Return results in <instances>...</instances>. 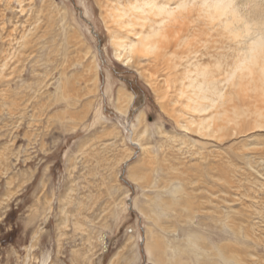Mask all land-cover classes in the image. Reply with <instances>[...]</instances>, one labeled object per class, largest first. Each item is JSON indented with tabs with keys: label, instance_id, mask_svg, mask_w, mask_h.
Masks as SVG:
<instances>
[{
	"label": "rangeland",
	"instance_id": "1",
	"mask_svg": "<svg viewBox=\"0 0 264 264\" xmlns=\"http://www.w3.org/2000/svg\"><path fill=\"white\" fill-rule=\"evenodd\" d=\"M120 1L0 0V264H264V130L186 131L183 65L114 58Z\"/></svg>",
	"mask_w": 264,
	"mask_h": 264
},
{
	"label": "bare ground",
	"instance_id": "2",
	"mask_svg": "<svg viewBox=\"0 0 264 264\" xmlns=\"http://www.w3.org/2000/svg\"><path fill=\"white\" fill-rule=\"evenodd\" d=\"M127 4L117 2L110 12L117 28L111 36L114 58L123 66L149 58L166 59L173 68L183 65L175 75L178 97L184 100L181 107L191 115L187 127L183 126L186 131L222 138L247 117L253 118L254 128L264 130V0H179L173 6L165 1L135 0ZM211 33L235 42L231 64L222 58H214L212 66L195 60L201 38ZM248 94L251 110L232 105ZM258 103L263 107L258 108ZM173 188L175 197L179 186Z\"/></svg>",
	"mask_w": 264,
	"mask_h": 264
},
{
	"label": "snow or ice",
	"instance_id": "3",
	"mask_svg": "<svg viewBox=\"0 0 264 264\" xmlns=\"http://www.w3.org/2000/svg\"><path fill=\"white\" fill-rule=\"evenodd\" d=\"M262 47H264V45H262ZM3 229L2 228H0V231H2Z\"/></svg>",
	"mask_w": 264,
	"mask_h": 264
}]
</instances>
